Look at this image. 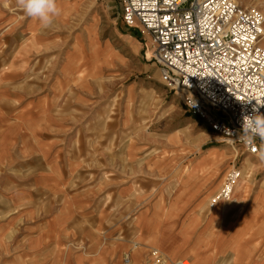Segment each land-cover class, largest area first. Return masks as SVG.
Instances as JSON below:
<instances>
[{
    "label": "crops",
    "instance_id": "crops-1",
    "mask_svg": "<svg viewBox=\"0 0 264 264\" xmlns=\"http://www.w3.org/2000/svg\"><path fill=\"white\" fill-rule=\"evenodd\" d=\"M68 63L31 90L0 81V246L15 247L3 264H264L263 180L211 206L230 154L215 132L154 142L108 116L94 63Z\"/></svg>",
    "mask_w": 264,
    "mask_h": 264
},
{
    "label": "rangeland",
    "instance_id": "rangeland-1",
    "mask_svg": "<svg viewBox=\"0 0 264 264\" xmlns=\"http://www.w3.org/2000/svg\"><path fill=\"white\" fill-rule=\"evenodd\" d=\"M259 2L264 8V0ZM57 6L61 15L50 27H44L27 17L16 0H0V81L8 78L10 83L11 79L23 77L25 81L19 87L31 90L35 87L32 84H46L59 73L60 63H74L81 57L85 63L95 64L92 71L85 72L97 76L104 94L115 96L114 113L109 117L119 111L137 129L150 128L156 137L154 142L177 146L188 147L196 132L211 130L204 120L187 111L182 92L168 88L162 81L160 69L151 57L150 40L138 31L136 36L124 31L119 0H57ZM21 65L23 70L18 69ZM144 97H150L151 103L143 102ZM211 142L230 151L224 157L228 159L225 177L233 167L241 168L236 190L241 183L254 179L264 183V166L256 170L261 163L257 155L233 147L216 133ZM13 248L0 246V264L7 251L12 255Z\"/></svg>",
    "mask_w": 264,
    "mask_h": 264
},
{
    "label": "built area",
    "instance_id": "built-area-1",
    "mask_svg": "<svg viewBox=\"0 0 264 264\" xmlns=\"http://www.w3.org/2000/svg\"><path fill=\"white\" fill-rule=\"evenodd\" d=\"M119 1L123 22L150 40L151 57L162 81L182 92L187 111L233 147L256 156L260 139L245 145L239 136L244 116L251 115L254 107L264 114V8L260 0ZM241 177V168L229 170L211 206L229 201Z\"/></svg>",
    "mask_w": 264,
    "mask_h": 264
},
{
    "label": "clouds",
    "instance_id": "clouds-1",
    "mask_svg": "<svg viewBox=\"0 0 264 264\" xmlns=\"http://www.w3.org/2000/svg\"><path fill=\"white\" fill-rule=\"evenodd\" d=\"M16 3L27 17L38 20L44 27H50L54 23V18L61 15L57 0H16ZM226 134L231 136L232 132L226 130ZM257 138L261 141L256 154L257 159L264 163V114L259 113L258 106L253 108L251 115L244 116L239 141L245 145H253ZM231 142L236 141L231 139Z\"/></svg>",
    "mask_w": 264,
    "mask_h": 264
},
{
    "label": "trees",
    "instance_id": "trees-1",
    "mask_svg": "<svg viewBox=\"0 0 264 264\" xmlns=\"http://www.w3.org/2000/svg\"><path fill=\"white\" fill-rule=\"evenodd\" d=\"M124 27H125L124 31H126V33H131V34H134L136 36L137 30L129 28L125 23H124Z\"/></svg>",
    "mask_w": 264,
    "mask_h": 264
},
{
    "label": "bare ground",
    "instance_id": "bare-ground-1",
    "mask_svg": "<svg viewBox=\"0 0 264 264\" xmlns=\"http://www.w3.org/2000/svg\"><path fill=\"white\" fill-rule=\"evenodd\" d=\"M260 3V2H259ZM187 264H191L189 261L186 262Z\"/></svg>",
    "mask_w": 264,
    "mask_h": 264
}]
</instances>
